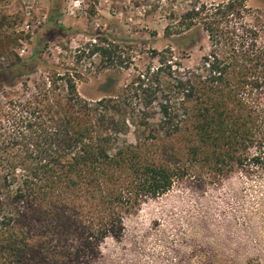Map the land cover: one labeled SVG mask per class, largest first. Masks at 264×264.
<instances>
[{
	"label": "trees",
	"instance_id": "obj_1",
	"mask_svg": "<svg viewBox=\"0 0 264 264\" xmlns=\"http://www.w3.org/2000/svg\"><path fill=\"white\" fill-rule=\"evenodd\" d=\"M164 1L136 0L170 40L143 67L112 34L79 49L126 75L106 96H81V66L42 65L38 48L0 65V264H96L175 183L264 174V0ZM16 40L0 35V56Z\"/></svg>",
	"mask_w": 264,
	"mask_h": 264
},
{
	"label": "rangeland",
	"instance_id": "obj_2",
	"mask_svg": "<svg viewBox=\"0 0 264 264\" xmlns=\"http://www.w3.org/2000/svg\"><path fill=\"white\" fill-rule=\"evenodd\" d=\"M55 6L56 19L48 22ZM164 25L156 14L143 21L136 0H0V35L17 38L0 56V65L26 60L38 48L42 65H80L79 94L99 98L122 85L126 75L110 79L111 71L89 68L86 52L77 57L79 49H87L96 35L112 34L131 45L135 64L143 67L150 48L170 43L163 37ZM152 30L156 37L150 36ZM205 44L200 34L189 51L200 54L198 46ZM96 264H264V174L234 175L217 184L203 177L175 183L129 217L120 237L103 243Z\"/></svg>",
	"mask_w": 264,
	"mask_h": 264
}]
</instances>
